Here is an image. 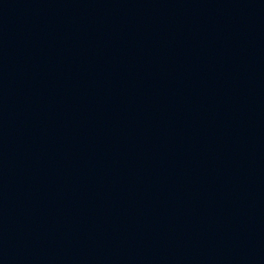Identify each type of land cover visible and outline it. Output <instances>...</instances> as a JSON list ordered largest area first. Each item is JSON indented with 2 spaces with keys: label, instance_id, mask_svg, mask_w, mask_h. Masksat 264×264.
I'll use <instances>...</instances> for the list:
<instances>
[{
  "label": "water",
  "instance_id": "1",
  "mask_svg": "<svg viewBox=\"0 0 264 264\" xmlns=\"http://www.w3.org/2000/svg\"><path fill=\"white\" fill-rule=\"evenodd\" d=\"M0 264H30L10 255L0 252Z\"/></svg>",
  "mask_w": 264,
  "mask_h": 264
}]
</instances>
